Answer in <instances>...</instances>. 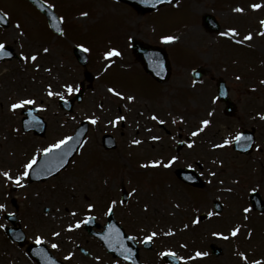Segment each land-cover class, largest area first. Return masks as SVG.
Instances as JSON below:
<instances>
[{
    "label": "rangeland",
    "instance_id": "374dc122",
    "mask_svg": "<svg viewBox=\"0 0 264 264\" xmlns=\"http://www.w3.org/2000/svg\"><path fill=\"white\" fill-rule=\"evenodd\" d=\"M53 1L56 6H59V9L57 8L59 13L65 14L66 30L63 39L67 43L66 51H69L73 45H84L90 49L92 61L94 60V87L85 93V99L77 105L74 114H77L76 117L82 118L94 114L121 113L130 122L131 127L129 124L127 125L123 139L121 137L122 145L112 155V158L102 152L99 154L92 152L94 155L90 159L89 173L86 171L79 174L70 170L58 181L41 183L37 187L32 186L29 192L25 188L22 190L26 193V197L20 201L23 202V211L27 209L26 211L29 212L25 218V224H27L31 238L43 236L49 243H58V255L72 254L75 258L70 261H73L74 264H84L87 261H90L89 264H111L112 258L107 257L109 261L107 263L105 260L101 262L100 259H97L99 256L105 257V253L100 250L101 246L98 241L87 234L83 224L72 231L68 230V226L77 221H83L88 214H96L101 220L103 214L106 215L108 208L112 206V201L115 200L117 203L114 206V212L117 218L137 239H141L147 233L149 234L150 230H154L159 236V244H162V247L170 244L179 256L185 258L191 255V257L195 256L193 255L194 250L187 254L190 249L194 248V246L189 248L188 245L193 241L191 232L196 227L191 223V219L199 213L198 211H203L204 201L194 197L193 195L196 196V193L193 190L177 184L172 179H170L171 183L163 181V178L159 177L164 173L159 170L150 169L151 171H147L141 169L140 166L141 161H147L144 164L149 163L152 159H156L157 155L168 159L174 154V151L162 152L161 142H149V135L159 132L156 126H153L154 129L151 132L137 127L143 125L144 122L155 125L153 120L145 116L149 109L156 113L155 116L169 121L168 123L175 121V131L178 130V125H181L185 135L202 127V120L211 121V124L201 132L204 134L202 137L198 135L193 139L192 135L185 136L187 140L193 139L197 144L193 148L186 146L181 154H176L178 159L173 163L178 166L196 158L204 161L207 164L206 177L209 178L207 184L223 197L227 222L235 221L238 224L233 223L231 226L240 227V232L235 237L230 236V228L224 230L225 234L223 235L229 238L221 237L217 241L224 248L223 254L218 258H208V263H205L243 264L245 260L241 255L243 253L251 262L258 260L264 264V212L251 211V216H248L249 212L243 214L245 206L249 204V191L258 189L264 195V121L260 119L262 117L260 112L264 110V35H260L261 32H264V24H261V21H264V6L260 9L251 7L252 4L257 3L264 5V0H177L171 5L162 6L153 13L145 15L138 14L131 6L116 0H50L51 3ZM15 2L17 7L6 4V8L17 9L20 14L28 13L29 17L35 20L33 27L36 29H32L36 35L35 42L37 44L42 41L49 42L52 38L49 37L48 26L41 20L42 16L31 8L25 7L27 5L23 6L22 0H15ZM20 6L23 7L20 9ZM237 7L244 8V12L234 11ZM82 13L88 15L85 16ZM204 13H212L219 18L221 28L218 33L208 32L204 29L201 24V17ZM20 28H24V26L17 28L16 25L5 31L3 33L5 39L27 44V39L21 34ZM230 28L237 29L239 35H222ZM44 32L49 35L45 36ZM249 32L253 34V39L239 45L238 38L243 39ZM3 35L0 33V43L3 41ZM169 35L176 36L178 39L166 43L159 38ZM131 37H139L147 41L151 39V42L169 45L168 47L175 53L181 50V56L185 54L182 50L185 49L183 47H195L196 60L187 65L210 66L217 76H223L229 81L234 97L240 100L241 104L237 112L238 118L225 116L222 104L217 102L215 105L214 87L208 79L204 80L202 83L204 85L201 86L195 85L187 88L184 85H179L182 83L188 85V82L191 81L189 69L178 67L177 65L185 64L184 59L182 61L176 59L170 51L169 56L176 68H174L175 73L168 89L167 87L163 88L135 62L129 50ZM112 48L119 51L124 49L126 56L121 55L116 59L112 57L111 61L106 60L104 52ZM60 53L61 50L59 55ZM51 56V53L47 54V61H50ZM55 60L54 57L49 64L43 63L42 73L38 74V77L42 78L41 81L34 82L33 76L37 74L29 75L23 64L17 62L7 63L6 68L0 72V101L5 105L4 108L0 106V157L3 162L4 158L8 160L5 162L6 167L15 169L14 163L17 162L20 155L19 152L14 154L12 151L17 147L13 133L15 136H22V142L29 136L22 133L17 124L12 125L13 133H11L7 115L2 111V109L7 111V104L22 98L20 93L24 92V88L28 92L31 91L23 84H28L31 81L40 89L43 80L42 90H32V95L37 98L41 96L43 99L45 85L48 83V86L61 88L64 94H68L63 86L67 83L76 84L80 78H83L82 68L78 67L75 60L71 67L67 55L63 58L60 55L57 65H54ZM46 67L51 68L50 71H52L47 73ZM7 75L11 80L5 79ZM52 75H58V78L55 80ZM238 76L240 79H237ZM109 80L118 86L114 83L110 84ZM110 85L133 94L137 99L129 101L126 99L127 95H124V99L114 96L108 91ZM179 86L180 89L175 92L174 88ZM61 89L54 91L61 92ZM184 89H188L189 93L191 91L196 99L192 98L193 101L183 99L182 91ZM4 96H8L11 102H4ZM47 97L50 98L49 95ZM48 98L44 99L42 103H48V112L54 111L56 100ZM100 103H102L101 106ZM181 117L183 120L180 119ZM255 123H258L260 127L258 146L263 151L254 150L250 156H244V161H242V158L232 150L231 144L214 147V145L223 144L225 139L233 140L242 127ZM160 134H162L161 131ZM176 136H174L175 139ZM136 138H143V144L136 148L129 147L130 140ZM171 140L174 141V139ZM32 141V139H27L25 142L27 153L25 152V155L21 156L17 164L20 171L33 157ZM37 141V149L45 146V143L42 142L44 139L40 138ZM94 141L90 146L98 149L97 143ZM125 141L128 144L124 143ZM152 144L155 147H152ZM136 150L139 152V158L136 156ZM99 156L108 163L101 162ZM137 169L138 171H134ZM3 171L5 170L1 169L0 173ZM139 176L143 179L137 183ZM9 182L0 175V203L8 209L9 205L11 206ZM21 183L25 184V181ZM127 184L129 189H133V185L140 187L137 188L138 193L132 195L127 204H121L120 195L116 193H120L121 186ZM106 189L109 190V195L105 194ZM20 191L17 190L16 193ZM89 204H94L95 208L89 210ZM46 208L49 210L45 211ZM73 212L76 215H72ZM22 214L23 220L25 212ZM239 217L240 219H238ZM229 222L227 223L228 227H230ZM4 223L5 220L0 217V225H4ZM198 224L197 228L203 226L201 223ZM235 224L236 226H234ZM184 225L189 226L188 230H182L185 229ZM207 226L209 228L215 226L216 230L223 227L222 224L214 223V221H211ZM22 227L26 229L24 221ZM142 227L145 230L144 233H142ZM202 230L204 238L210 237L214 240V235L211 234L213 229L206 231L203 226ZM54 232H59L60 235L54 236ZM249 232H251V236L248 235ZM86 237L89 240H86ZM4 240L3 231L0 229V250L8 251L12 255L10 258L14 257V260L20 264H32L30 259L23 256L19 248L5 243ZM77 242L90 250L93 255L91 259L84 260L78 256ZM3 245H6L7 248ZM185 245L186 247H184ZM147 254L150 253L142 254L144 260L147 258ZM6 258L8 257L6 256L0 264H5ZM197 259H191L189 262L200 264L201 260ZM210 260L213 263H209ZM116 261L115 264H127L119 260ZM185 264H189L188 259Z\"/></svg>",
    "mask_w": 264,
    "mask_h": 264
},
{
    "label": "snow or ice",
    "instance_id": "6c2138e0",
    "mask_svg": "<svg viewBox=\"0 0 264 264\" xmlns=\"http://www.w3.org/2000/svg\"><path fill=\"white\" fill-rule=\"evenodd\" d=\"M46 2V0H45ZM142 2H145V3H159V2H162V0H142ZM262 6L264 5H261L259 3L257 4H252L251 7L253 9H260ZM234 11L236 12H240V13H243L244 12V8L242 7H237L236 9H234ZM82 15H88L87 13H82ZM7 16V13H5L4 15H0V20H4L5 17ZM61 21H63V17H60L59 18ZM261 24H264V21H261ZM20 25L17 24V28H19ZM59 31L63 32V29H59ZM22 34V33H21ZM222 35H226V36H236V35H239L237 29L235 28H230L227 30V32L225 33H222ZM260 35H264V32H261ZM178 37L176 36H163L162 37V40L166 43L168 42H173L175 40H177ZM253 39V34L251 32H249L246 36L243 37V39L237 41L238 43H241L243 44L245 41H251ZM81 49L85 52H88L90 51V49L84 47V45H80ZM49 49L48 48H45L44 49V52H48ZM12 53L7 51L6 50V47H5V44L4 43H0V56H11ZM23 59L25 61L31 59L32 61H36L38 59V54H33L31 55V57H28V56H25L23 53L20 54ZM122 55V53L116 49V48H112L111 50L107 51L104 53V57L106 60H109L111 61V58L112 57H120ZM37 68H39V65H36ZM237 79H240V77L238 76ZM66 91L69 93V94H75V93H79L81 91L80 87L78 86H74L73 84L71 83H67L63 86ZM109 92L113 93L115 96L117 97H120L121 99H124V94L120 91H117L115 88H109L108 89ZM48 95L49 96H53V95H57V96H60L61 99L64 98L63 96V93H60V92H53L51 90V86H49V90H48ZM127 100L129 101H134L135 100V97L132 96V95H129L126 97ZM36 104V101L34 99H22V100H19L18 102L16 103H13L11 105V108L12 110H16L18 108H24L26 105H34ZM211 115V113H210ZM262 115V118H264V114H261ZM152 119L153 120H158L159 123L161 124H164L165 121L164 120H160L159 117L153 115L152 116ZM181 120H183V117L180 118ZM89 120L91 121L92 124H96L98 123L99 121V117H89ZM126 120V117L123 116V115H117L115 117L114 120H109L108 122L110 124H112L113 126H116L120 123V121H124ZM175 122V121H173ZM201 124H202V127H198L196 129V131H193L191 133V135L193 137L195 136H198L201 132H203L205 130V128H207L210 124H211V121L208 120V119H204L201 121ZM245 137H244V134L243 133H240L238 135H236L234 137L235 141L237 142H240L241 140H243ZM74 138L72 136H67V137H64L60 140H58L57 142L49 145L48 147L46 148H43L41 151L37 152L25 165H24V171L20 174V175H17V176H13L12 173L10 171H3L2 173H0V175H2L3 177H5L8 181H12L14 182L16 185H20V186H23L22 185V181L25 180V178L29 177L30 173L34 170V166L37 165L38 163V160L40 159L41 155L47 157L48 155L52 154L53 152L57 151V150H60L62 155L59 157L61 160H63V157L68 155V152L71 151V149H68V151H64V149L68 148V145H69V142L72 141ZM151 139L153 140H158L160 139V137H156V136H153L151 137ZM248 139H251L250 137ZM133 144H136V145H139L142 143L141 140H133L132 141ZM187 143V146L189 148L193 147V145L195 144V141H191V142H185ZM232 143V140L231 139H225L223 144L221 145H214V147H224V146H227L229 144ZM178 159L177 156H173L167 163H165L163 160H159V159H156V160H152L150 161L149 163H146L144 165H142V167L144 168H149V167H165V168H169L172 166V164ZM212 175H215V173H212ZM125 201L121 200L120 203L123 204ZM117 201L113 200L112 201V206L108 208V213L111 214L114 210V206L116 205ZM6 206L2 203H0V209H4ZM147 207V206H145ZM177 207H179V205H177ZM95 208V205L94 204H89L88 205V209L89 210H92ZM251 209L250 208H245L244 209V212L245 213H248L250 212ZM212 213H209V215H211ZM72 215H76L75 212L72 213ZM93 219V217L91 216H88L87 217V220L86 221H77L75 224H70L68 226V230L69 231H72L73 229L75 228H79L81 227V225L83 223H87V222H90L91 220ZM199 222V218H197L196 220L193 221V223H198ZM0 227H4V225H0ZM111 227V226H110ZM185 227H187V225H185ZM240 232V227H235L233 228V230L231 231V236L232 237H235L239 234ZM171 234V233H169ZM54 236H59L60 233L59 232H54L53 233ZM214 236H223L224 239H228L229 237L228 236H224L223 233H213ZM249 236H251V232L248 233ZM157 236V233L156 232H152L151 235H147L144 237V242L145 243H149L153 240V238ZM130 239H135V237H130ZM36 244L40 245V244H44L45 243V238L42 237V236H37L36 237ZM52 248H58L59 245L58 244H52L51 245ZM186 247V245L184 246ZM71 255L70 254L68 257H66V259H70L71 258ZM161 255H170V256H177V253L173 252V251H168V252H165V253H161ZM208 253L207 252H202V251H196L195 252V256L194 257H188V258H185L183 256H180L179 259L181 260H191V259H195V258H202V257H205L207 256ZM241 255L243 256V258L245 260L248 259V257L246 255H244L243 253H241ZM127 259V257H125ZM99 259V258H97ZM251 264H262L261 261H252Z\"/></svg>",
    "mask_w": 264,
    "mask_h": 264
},
{
    "label": "water",
    "instance_id": "95a60500",
    "mask_svg": "<svg viewBox=\"0 0 264 264\" xmlns=\"http://www.w3.org/2000/svg\"><path fill=\"white\" fill-rule=\"evenodd\" d=\"M32 1L35 2L37 5H39L40 7L45 8L47 11L49 10L44 6V4L40 0H32ZM127 1H130L132 4H134L138 8H151V7L157 6L158 4L162 2L172 1V0H162V2H159V3H145V2H142V0H127ZM50 17L52 18V16ZM51 21L52 23H54L53 19H51ZM137 47L138 46L136 45L135 50H137ZM146 50L150 51L151 49H146ZM147 69L150 70V67L147 66ZM153 72L157 73L156 71H153ZM80 95L81 93H79V96ZM85 131H86V128H82L79 131V133L75 136L73 141L70 143V145H68V148L64 149V151H68V149H71V151L68 152V155L63 157V160L59 158L62 155L60 150L53 152L51 155H48L47 156L49 158L48 160H47V157H45L43 161L46 164V166H44L46 170L45 173L42 175L35 174L33 175V178L45 179L52 174H56L61 168L65 167V165L68 163V161L73 156L75 151L78 149L79 144L85 135ZM111 224L113 225H111V227L107 226L108 227L107 231L101 234L104 241L109 246L110 250L114 251L118 255H121L122 257H127L128 259H135V262H137L138 255L129 254L130 248L127 245V239L119 237V236L115 237V235L117 234L119 235L122 234V231H119L118 227L114 226L116 225L114 222H112ZM29 251L33 255V257H35L38 260L39 264H57L58 263L50 256V254L45 250L43 246L30 247ZM135 256H137V258H135Z\"/></svg>",
    "mask_w": 264,
    "mask_h": 264
},
{
    "label": "flooded vegetation",
    "instance_id": "af4514ba",
    "mask_svg": "<svg viewBox=\"0 0 264 264\" xmlns=\"http://www.w3.org/2000/svg\"><path fill=\"white\" fill-rule=\"evenodd\" d=\"M110 118H111V115H110ZM111 120H112V119H111ZM110 126H112V124H111ZM63 130H64V125H63V123L61 122V123H59V124L57 125V129H56V131H57V133L60 134ZM164 130L167 132L166 135H167V137L169 138V137H170V134H171L170 130H169L168 128H164Z\"/></svg>",
    "mask_w": 264,
    "mask_h": 264
}]
</instances>
